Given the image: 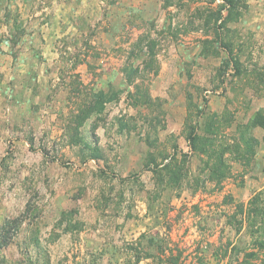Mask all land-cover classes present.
<instances>
[{"label": "rangeland", "instance_id": "1", "mask_svg": "<svg viewBox=\"0 0 264 264\" xmlns=\"http://www.w3.org/2000/svg\"><path fill=\"white\" fill-rule=\"evenodd\" d=\"M95 27L92 67L80 59ZM153 37L157 73L128 85L131 45ZM80 103L94 107L78 117ZM258 191L264 0H0V264H135L129 245L159 242L182 205L168 236L182 264H264V251L243 261L253 237L226 223Z\"/></svg>", "mask_w": 264, "mask_h": 264}, {"label": "trees", "instance_id": "2", "mask_svg": "<svg viewBox=\"0 0 264 264\" xmlns=\"http://www.w3.org/2000/svg\"><path fill=\"white\" fill-rule=\"evenodd\" d=\"M234 3V0H222V4L224 7H230ZM165 5H168V3H165ZM222 17H220L221 19ZM223 19V18H222ZM219 20V17L216 19ZM220 26H217L216 29V45L217 46H223L224 48H228V46L221 41L220 37ZM97 28L90 29L88 32V36H86L85 42H83V45L87 49V54L83 62L87 63L88 66L94 67L95 64L100 60V54L101 52L94 48L92 45V37L96 35ZM157 35V34H156ZM158 37V36H157ZM156 37V38H157ZM154 38V37H153ZM154 38L151 42L147 41L148 43L143 45V40H137L136 43L131 45L129 56L127 59H131L133 56H137L140 59L139 64L136 66L130 65L129 68L123 69V76L125 77V80L128 85L134 84L135 75L138 74L137 72L140 71L142 68L146 71L151 70L153 75L157 73V67L155 66L156 62V56H157V50L159 43ZM132 44V43H131ZM227 52L230 53V50L227 49ZM91 53V54H90ZM88 56V57H87ZM133 64V63H132ZM231 66L234 69L235 73L239 72V66L236 60L229 57V59L226 60V68ZM133 67V68H132ZM141 67V68H140ZM139 86V85H138ZM75 93V92H74ZM76 93L79 94V91H76ZM104 92L100 91L98 93H92V99L93 103L97 102L98 105L103 103L104 95H102ZM83 94L79 95L78 97L82 96ZM106 97V96H105ZM146 97V94L144 95ZM71 101V99H70ZM77 110V116L79 117L80 114L78 113H85V111L90 108L93 109L94 105H89L85 103H80L78 105H75ZM83 118V117H82ZM81 119V117H80ZM257 119V118H256ZM254 120L251 125L255 126L258 123V120ZM203 138L197 133L196 127H192L190 130V133L187 136V142L189 144V148L192 153L198 154V160L203 161L201 154L206 153L202 148H200V144H202ZM182 155L187 156V153H182ZM211 173H209V177L212 180H216L219 184L221 179H224L227 177V165L225 163H221L220 166L216 169L214 168ZM220 189V188H219ZM233 209L231 210V213H228L226 215L227 217V225L229 227L233 228L236 232V234H239L242 232V230H246L251 237H253V240H251V244L255 249L252 251H245L244 252V259L243 261L246 262L248 258L256 257V251H264V193L262 191H258L254 193L248 201L245 202H239V203H233ZM192 207L195 205H191ZM182 208H188L185 205H182L179 208H174L175 216L167 215L164 219V225L168 232H165V236H163L162 239L159 240V242L153 243V239L147 238L146 234L141 233L135 243L132 245H129V250L132 255V261L135 264H138L142 260H148L151 264H182L183 259V253L181 248L178 246L176 242H174L169 236V232L171 230L172 222L177 216L176 214H179L180 210ZM146 240L150 246H153L152 251L145 250L142 246V241ZM152 244V245H151ZM226 246H230L229 242L225 243ZM232 251L237 252L238 249L232 245L230 248ZM256 250V251H255ZM227 250L221 249V253L225 254ZM241 252V251H238ZM81 264H96L94 260L91 261H84Z\"/></svg>", "mask_w": 264, "mask_h": 264}]
</instances>
